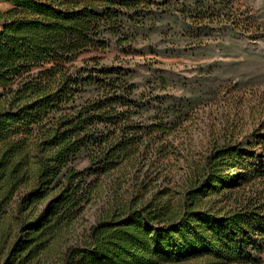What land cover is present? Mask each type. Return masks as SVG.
<instances>
[{
  "label": "trees",
  "instance_id": "16d2710c",
  "mask_svg": "<svg viewBox=\"0 0 264 264\" xmlns=\"http://www.w3.org/2000/svg\"><path fill=\"white\" fill-rule=\"evenodd\" d=\"M234 1L0 0V264H262L264 170L225 140L173 184L184 108L103 64L165 16L197 38L238 28Z\"/></svg>",
  "mask_w": 264,
  "mask_h": 264
},
{
  "label": "rangeland",
  "instance_id": "374dc122",
  "mask_svg": "<svg viewBox=\"0 0 264 264\" xmlns=\"http://www.w3.org/2000/svg\"><path fill=\"white\" fill-rule=\"evenodd\" d=\"M233 5L244 18L251 17L238 28L214 26L197 38L195 30L165 16L131 52L113 49L103 61L126 70L140 89L153 87L164 105L184 108L173 117L172 124L180 126L168 140L173 184H180L194 165L201 167L213 144L226 141L247 151L255 170H264V0ZM6 8L0 3L1 10ZM157 77L168 84L161 88L153 82ZM87 165L85 157L75 163L79 170ZM248 191L236 190L245 197ZM105 195L85 206L76 234L95 224Z\"/></svg>",
  "mask_w": 264,
  "mask_h": 264
}]
</instances>
